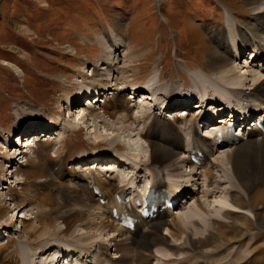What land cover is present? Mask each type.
I'll return each instance as SVG.
<instances>
[{"label":"rangeland","instance_id":"obj_1","mask_svg":"<svg viewBox=\"0 0 264 264\" xmlns=\"http://www.w3.org/2000/svg\"><path fill=\"white\" fill-rule=\"evenodd\" d=\"M256 4L258 3H255V0H0V230L9 229L10 231L9 236L0 234L2 239H0V260L8 254H19L20 250H17L19 248L25 257L34 255L35 251H38L35 260L37 263L41 257L38 253L43 251L45 241L55 242L53 236L50 240H43L31 231L28 233V240H25L22 226L32 222L38 224L39 217L35 218V216L40 208H43L42 215L49 212L50 216L57 220L55 225L64 228L69 222L67 217H70L71 213L79 207V202L73 199L74 194L86 195L82 185L77 186L72 181L73 169L82 171L83 168L88 172L96 170L97 167L98 170L105 171L115 161L108 160L109 164H107V162L92 160L85 166L84 162H77V159H88L86 157L97 150L111 154L113 151V154H119L114 150L121 148H130L122 152L128 155L129 160H135L138 163H143L150 155L149 142L142 137L144 133L142 129L146 125L139 117L142 114L140 112L146 110L142 104L139 107H133V111H136L134 116L131 105L127 104L130 107L129 113H132L129 114L130 118L125 110H120V107L119 109L110 106L107 108L108 112L115 111L112 113L114 116L112 120L119 122L117 125L129 128L128 131L123 130L116 137L118 142L124 144L118 148L109 142L117 135L115 131L101 124L97 128L89 127L90 122L87 118L79 121V118L71 115L70 109L65 110L66 106H63L69 98L74 100L77 97L76 92L82 90L88 83L102 80L103 77L108 81L112 79L113 76L105 70L107 69L105 65L102 66L106 67L105 69L98 72L95 70L96 73L91 75L98 61L106 58L109 43L114 42L112 39L109 41L108 36L114 37L116 31L119 36L122 35L128 48L123 50L124 47H122L120 50L122 56L118 58L122 59L124 66L126 63L123 64V61L129 59L132 62L130 69L126 67L125 81L121 79V71L117 72L114 83H118L117 86L120 89L124 88L120 87L123 85H128L126 88H132L133 85L142 88L155 85L159 91V84L168 85L169 88L174 85L179 88H189L193 85V72L210 67L209 52L217 45L214 40H211L212 35L213 32L230 26L227 19L228 11L236 17L233 21L237 20V24L243 28L244 32L251 35L253 28L261 22L257 16L260 14H256ZM229 24H232V21ZM252 45L253 43L242 55V59L236 61L237 67L243 66L244 63H241L243 59L250 58L249 52ZM126 53L127 55L130 53L128 57ZM229 59L231 60V57ZM257 63L264 66V61ZM159 74L162 76L161 83L157 80ZM140 91L141 94L144 92ZM131 92L123 93V101L132 95ZM163 93H159L160 99H164ZM211 93L213 92H210V95ZM112 95L111 93L110 96ZM138 99L132 98L130 103H135ZM89 103L85 105L90 106ZM73 105L76 106V104ZM154 106L152 111L162 112L159 105H156V108ZM193 109L196 108H191L190 116ZM98 111H100L99 108ZM168 115L169 112L166 113V117H169ZM123 117L126 120H122ZM60 119H65V123L61 126L58 125ZM188 119L189 115L185 120L174 121V118H170V121L180 128ZM38 121L54 125L53 129L46 126L50 129V135L44 136L41 128L33 130L28 127L31 123ZM135 121H138L139 125L136 129H132L129 124ZM74 125L77 126L74 127ZM24 126H26L23 130L25 134L37 133L41 140L27 152L17 144L9 148V142L14 141L9 137L12 135L11 132H19ZM76 128L78 129L75 130ZM62 129V133L66 135L57 136ZM130 145L134 147L131 148ZM18 151H24L26 156L29 155L28 161L21 156H9ZM177 157L180 158L182 155L178 153ZM72 159L74 161H71ZM8 163L13 165L11 177L7 171ZM216 167V165L213 166V168ZM60 168H64V176L55 175L54 172L59 173ZM186 169L184 167L180 172ZM215 172L220 175L221 171L215 170ZM145 173L146 171H143L142 175ZM53 176L56 177L49 186L33 190L37 183L47 181ZM100 177L105 179L104 175ZM4 178L6 183L1 186ZM143 179L144 183L142 182L141 185H145L149 180L148 177ZM74 180L77 181V179ZM105 182L107 183V180ZM198 182L201 184L202 180ZM83 183L88 185L86 181ZM2 187H4L3 190ZM222 187H227V184L224 183ZM190 192L191 189L186 193ZM198 198L205 202L209 213L210 209L213 212L217 207L219 208L217 199L213 203V198H206L204 193H199ZM80 202L83 203L82 198ZM194 203L185 205L187 207L185 212L195 211L196 214L197 207ZM16 207L17 212L20 211L17 220L13 217ZM253 211L254 213H248V215L256 221V215L264 214V206L259 204ZM197 216L200 223L198 228L201 226L199 229L205 235L210 225L209 218L201 214ZM218 217L223 218L222 215ZM71 229V232H75V236L86 234V228L80 226V222L73 224ZM159 232L163 236H168L167 239L173 244L180 245L184 242L185 234H179L181 237L176 239L165 235L164 228H161ZM251 232L249 238L255 235L257 239L254 241L257 244L264 242V227L256 224L251 227ZM106 239L107 236L104 234L101 238L102 245L113 242ZM95 247L91 244L89 249ZM107 247L110 248V246ZM247 247V245L243 246L246 252ZM232 250L234 248L231 245L227 246V253ZM151 251L152 264L160 263L161 257L158 255L162 254L156 248ZM235 251L236 248L232 255ZM255 251L252 253L253 256L251 254L249 256L254 261L247 258L246 264L256 262L259 249ZM92 252L94 249L89 253ZM113 252L110 251L111 254H115ZM200 263L212 264V261L206 260ZM0 264L5 262L0 261Z\"/></svg>","mask_w":264,"mask_h":264},{"label":"bare ground","instance_id":"obj_2","mask_svg":"<svg viewBox=\"0 0 264 264\" xmlns=\"http://www.w3.org/2000/svg\"><path fill=\"white\" fill-rule=\"evenodd\" d=\"M255 3H258L255 8L257 10L256 14H260L257 16L260 18L261 22L257 24L256 28H253V30L251 29L252 34H246L243 28L237 24V20L233 21L236 17L228 11L227 19L228 22L232 21V24H229L230 26L224 30L219 29L217 32H213L212 35L211 40H214V43L217 45L209 52L210 67H207V69L200 68L192 74L193 85L189 86V88L205 95L206 104H208L206 108L210 105L211 108L225 106V109H229L230 100H233L234 103L237 102L243 105L249 112H264V69L260 70L258 65H252L251 63L254 62L253 60L249 64L248 62H250V59H243L241 63L243 62L245 64L240 67L236 66L238 55L246 53L252 43V47H254L252 58L254 60L257 59L259 62L264 61V15H261L264 14V1L255 0ZM226 31L228 33L227 35ZM107 39L109 41L112 39L114 42L113 44L109 43L106 58H102L98 61V65L94 66V71L97 70L96 72H98L107 67L105 70L113 77L110 81L103 77L102 80H94L88 83L94 88V91L90 90L93 95H96L97 90L101 88V97L104 95L106 96L103 99L96 97L95 101L98 102L95 103L94 100H88V102H91V105L88 107L82 108L84 104L77 106V114L86 112L81 117H78L79 121L87 118L90 122L89 127L94 126V128H97L99 124H101L115 131L117 135L109 140V142L116 148L122 147L124 144L118 142L116 137H118L119 133L123 130L128 131L129 128L117 125L119 122L112 120V118H114L112 113H115V111L108 112L107 108L110 106L111 108L119 109L120 107V110H125L130 118L129 114L133 111L134 106L137 107V101L130 106L133 107L129 113V105L131 104L129 103L130 99L128 98L129 100L123 101V90H129V92L132 90L131 93H134V91L137 93L143 90L144 92L142 95L146 100H152L154 98L152 96L154 91H156L158 95L160 92H164V99H160L157 95L156 99H154V103H143L142 105L146 110L143 112L139 111L142 113L139 117L145 122L144 125L146 124L142 129L144 132L142 137L146 138L151 148L149 158L141 163V166L145 167L146 173L149 174L146 177L152 178V181L149 182L146 189H151L154 192H166L168 189L172 188V190L178 192L180 190H188L192 187L194 193L201 192L204 193L206 198H213V203H215L214 200L217 199L219 208L217 207L213 212L210 209L209 213L205 202L201 201L199 198L196 200V197H193V201H195L194 204L197 207L196 214L195 211L192 212L188 210L185 212V207L177 208L171 213H168L170 211L159 212L156 218L144 220L141 224L137 225L135 231H131L121 226L118 220L113 219L111 211L110 213L107 211L108 205L98 203L99 197L93 186L98 185L102 187L101 190L107 195L112 210V206L116 205V194L125 191L128 185L126 184L128 178L124 177V173L114 170V168L119 167L116 163L120 162V160L124 161L123 166L130 171V179H133V181L135 180L136 182L134 183H138L137 180L141 178L143 168L139 167V164L134 165L133 162H125V157L123 155H114L113 153L97 150L89 155V158L86 157L88 159L81 158L80 161L88 164L91 163L90 161L92 160H99L103 163V161L105 162L115 157L117 159L115 160L116 163H114L112 169L108 170L110 173L108 175L105 174V176H108L106 179L107 183L105 182L106 180L100 177L101 173L97 171L89 170L88 172H78L76 169L74 172L72 171V181H74L77 186L82 185V190L85 191L86 195H80V193L74 194L73 199L79 202V207H74L76 210L73 209L75 211L71 213L70 217H67L69 222L66 223V226L63 228L55 225L57 220L55 218L53 219L46 210V214L42 215L43 208H40L35 216V218L39 217L38 224L32 222L22 226L25 233V240H28V233H31V231H34L39 238L43 240H50V237L53 236L56 243L45 241L42 247L43 251L38 253L40 256L43 255L44 262L42 261L43 259L40 258L39 260H42L36 263V252L38 251H35L34 255H27V257H25L22 255L24 253H22L19 248L17 249L20 250L19 254H8L0 261L5 262V264H34V261L35 264H50L56 260L60 263L59 255L56 253L58 250L55 252L49 247L53 244L60 248V252L67 250L69 252L68 256L74 255V258H76L75 260H78L76 264H88V258L92 253L90 255H87V253L90 250H95V248L89 249V246L93 244L96 247L99 246V250L94 255V260L93 258L91 259V264H152L151 250L153 247L162 254L160 255L161 258L159 257L161 260L159 259L160 263L158 264H161V262L162 264H187L190 262H193L192 264H201L200 261L206 260H208V262L212 261V264H246V261H248L247 258H251L249 257L250 254L252 255V253L258 249L259 253L255 259L256 262L251 264H264V242L257 244L256 241H254V239H257V237H254L255 235L249 238V233H252V226L257 224L264 227V214L259 216L256 215V221H253L248 215V213H254L253 209L258 207L259 204L264 206V133L255 132L254 129L245 130L242 137L239 138V142H235L232 145H221L220 148L215 149L216 142L212 138V134L208 133L205 136L202 134L200 135L196 127L200 124V121L206 117V108L203 106L204 98H200L202 100V105H198L196 102L197 104L195 105H198L197 111L195 114H191V117L189 116L190 119L186 120L187 122L181 127V130L178 129L169 118L166 117L163 111L161 113H155L154 110L152 111L151 109L154 105V108L159 105L160 109H171L178 105L182 106L183 104L178 102L180 100V88L177 85L169 88L168 85L164 86L159 84V91L156 89L155 85H148L143 88L133 85L132 88H126L127 85L124 86L125 89L123 87H121L123 89H120L117 86L118 83H114L116 82L117 72H119V70L121 71V79L125 81L127 78L126 67L130 69L132 66V62H130L129 59L125 62L123 61V64L126 63L124 66L122 65V59L120 60L118 58L122 56L120 53L121 48L124 47L123 50H125L128 48V45L122 35H118L117 31L114 37L110 38V36H108ZM233 51L237 52L235 57L232 56ZM255 51H257V53H255ZM129 54L127 55L126 53L127 56L124 55V57H128ZM230 57L231 60L229 59ZM100 62L102 65L99 66ZM104 65L106 67H102ZM237 68H239V70H237ZM161 77L162 76L159 74L157 79L160 83ZM136 87L138 88L137 90ZM110 92L113 93L112 96H109L111 94ZM210 92L213 93L210 95ZM131 97L132 95L130 98ZM188 105L190 107V104ZM195 105L192 106L194 107ZM63 106H67V102L64 103ZM95 106L97 108H95ZM98 108L100 111H98ZM185 109L183 108V110ZM134 113H136V111L133 112V116ZM185 113H188V111H185ZM184 119H186V117L180 116L176 117L175 120ZM122 120H126V118L123 117ZM224 121L225 119L220 118L217 120V123H222ZM138 125V121L131 122V125L129 124L132 129H136ZM211 125L215 124L211 123ZM46 126L54 128V125L40 121L31 123L28 127H35L37 129L38 127L44 128L46 134H49L50 129H47ZM213 128L212 126L210 129L213 130ZM24 129H26V126L21 127L20 131ZM62 132L63 129L61 130V135H66V133ZM183 132L190 135V140L186 144L187 149L200 148L206 153V158L208 157L207 161L204 159L200 166L191 163L186 149L182 146V140L186 138ZM30 135L33 136L32 140L30 142L26 141L23 143L24 145L31 143L34 146L41 140L40 136ZM15 137L16 136H14V138ZM178 140L180 141L179 143H177ZM19 141L20 139H18V142ZM129 147L133 148L134 146L130 145ZM30 149L31 148L27 149L25 152ZM178 153L182 154V157L178 158ZM11 155H16L17 157L21 156L28 161L27 157L29 155L27 154L28 156H26L24 151L9 154V156ZM165 163H168V165H165ZM214 165L217 167L213 168ZM8 166V171L12 174L13 165L8 163ZM182 167L191 168L189 172L185 171L182 173L180 172ZM63 170L64 168H60L59 173H54L56 176H63L65 174ZM81 170L83 171L84 169ZM215 170H218V172L221 171L220 175H218ZM56 176L47 180L49 183L46 180L42 181V183H37L33 190L49 186ZM74 179H77V181ZM118 179L122 182L121 185L116 183ZM200 179L202 180L201 184L198 183ZM85 181L88 182L89 185L86 186L82 183ZM4 183L6 182L4 181ZM224 183L227 184V187L223 188L222 185ZM200 186L203 189L201 191H199ZM3 188L4 187H2V190ZM81 198L83 199V203L80 202ZM14 210L13 216L18 219V212L20 211L17 212V207ZM199 214L209 218L208 222L210 225L208 229H206L208 232L205 235L199 229L201 226L198 228V224L200 223L197 215ZM219 215H222L223 218L220 219L218 217ZM76 222H80V226H84V229L86 228L85 235L75 236V232H71L72 225ZM161 228L167 231L165 233L166 235L176 239L181 237L179 234H185L184 242L180 245L173 244L166 236L159 234ZM104 234L107 236V241L113 240V242L110 241L102 245L101 238H103ZM108 244H110V248L107 247ZM230 245L234 250L236 248L233 255L232 253L234 250L230 251V253L226 251L227 246ZM244 245L248 246L247 252L243 249ZM204 249L207 250L204 251ZM112 250H114L116 256L115 254H110ZM150 251L151 253H149ZM74 258H71V262L67 259V264H73L72 260H74ZM251 261L254 260L251 258Z\"/></svg>","mask_w":264,"mask_h":264}]
</instances>
